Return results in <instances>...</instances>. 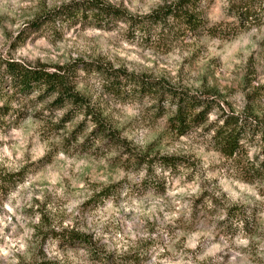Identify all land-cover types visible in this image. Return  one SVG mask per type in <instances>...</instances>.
<instances>
[{"label": "rangeland", "instance_id": "obj_1", "mask_svg": "<svg viewBox=\"0 0 264 264\" xmlns=\"http://www.w3.org/2000/svg\"><path fill=\"white\" fill-rule=\"evenodd\" d=\"M86 1L0 0V60L70 64L101 123L0 87L18 109L0 113V264H264V165L238 170L263 161L264 8L241 26L232 0H197L205 28L189 31L145 18L175 0H97L118 19L76 13ZM168 89L209 103L207 120L176 133ZM234 113L235 163L212 140Z\"/></svg>", "mask_w": 264, "mask_h": 264}, {"label": "trees", "instance_id": "obj_2", "mask_svg": "<svg viewBox=\"0 0 264 264\" xmlns=\"http://www.w3.org/2000/svg\"><path fill=\"white\" fill-rule=\"evenodd\" d=\"M197 4V0H175L173 3L167 4L154 12L148 14L150 22H163L167 20L179 19L180 22L189 31L205 28V21L197 16L193 11ZM264 0H232L231 8L233 16L236 17L241 26L251 24L259 19L257 13L263 10ZM63 7H67L63 6ZM76 13L82 16L91 15L100 19L102 15L118 19L122 13L119 9L113 8L111 5L104 6L97 0H89L81 2L75 8ZM88 13V14H87ZM37 19L31 22L34 28L38 27ZM211 31L212 29H207ZM0 87L6 85L11 94L7 95V99L14 98L21 100L34 91L38 97L50 99V104L54 107L61 108L71 106L78 108L84 116L96 124H101L98 116L91 110L92 107L88 100L76 92L73 83L72 74L74 67L70 64L58 66L53 69H48L41 65H30L15 59L4 58L0 60ZM122 74H125L122 71ZM105 84L110 86L107 79ZM113 84V82H112ZM174 105V114L170 117L169 123L174 128L175 132L183 135L186 130L197 123H204L207 120L211 105L209 103H199L196 97L189 94H177L172 89L166 91ZM22 103V102H16ZM13 102H4L0 105V113L4 115L14 116L18 113V109L12 106ZM1 116V115H0ZM248 128L247 118L241 117L238 114H223L219 116V120L214 126L212 132V140L217 151H219L227 159L233 162L241 161L245 153L243 150V139L246 136ZM99 134L104 130H97ZM246 158V155H244ZM241 158V159H240ZM175 159L169 156H162V163L174 164ZM264 165V150L263 161L259 164L250 163V168H245L242 164L239 166L241 176L244 180L251 181L255 175L260 174L261 168ZM66 239L78 240L86 242L87 238L76 232H68ZM44 264H54L45 262Z\"/></svg>", "mask_w": 264, "mask_h": 264}]
</instances>
